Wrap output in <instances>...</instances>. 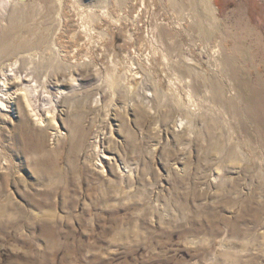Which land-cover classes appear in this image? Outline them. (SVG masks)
Returning a JSON list of instances; mask_svg holds the SVG:
<instances>
[{
    "label": "rangeland",
    "instance_id": "1",
    "mask_svg": "<svg viewBox=\"0 0 264 264\" xmlns=\"http://www.w3.org/2000/svg\"><path fill=\"white\" fill-rule=\"evenodd\" d=\"M252 90L264 0H0V264H264Z\"/></svg>",
    "mask_w": 264,
    "mask_h": 264
},
{
    "label": "bare ground",
    "instance_id": "2",
    "mask_svg": "<svg viewBox=\"0 0 264 264\" xmlns=\"http://www.w3.org/2000/svg\"><path fill=\"white\" fill-rule=\"evenodd\" d=\"M17 25V24H16ZM16 25L14 24L13 27H11V29H15ZM254 90H252L250 92V95L252 96V100L253 102H255L252 106L251 103L248 101L247 96L245 97V100L247 102H249V104H247V106H244L243 108H238L239 114H241L243 116V119L246 118L247 115L250 116V113L253 117L254 120H257L258 124L261 126V128L264 130V114L263 115H255L253 112L256 111L258 108H261V110L264 112V100L263 99H256V97H258V95H256V97L254 98ZM260 94H263L264 96V91L259 92ZM256 94H258V91L256 92ZM263 100V101H260ZM259 101V102H258ZM255 116H254V115ZM256 122V121H255ZM264 142V141H263ZM3 211V205L0 204V224H3L1 221L3 219V217H5V215H3L2 213ZM10 219V218H8Z\"/></svg>",
    "mask_w": 264,
    "mask_h": 264
}]
</instances>
